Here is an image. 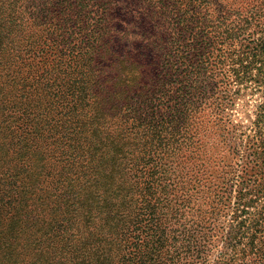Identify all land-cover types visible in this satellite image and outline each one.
I'll return each mask as SVG.
<instances>
[{"label": "trees", "instance_id": "trees-1", "mask_svg": "<svg viewBox=\"0 0 264 264\" xmlns=\"http://www.w3.org/2000/svg\"><path fill=\"white\" fill-rule=\"evenodd\" d=\"M64 2L58 10L50 0H0V264L178 263L186 254L178 244L190 232L179 208L186 201L168 205L163 197H177L188 177L184 169L169 190L149 161L174 143L176 124L192 138L189 112L158 123L139 110L124 118L123 102L150 73L157 81L160 66L117 54L106 3L101 28L89 30L90 1ZM207 7L205 26L222 24L225 17ZM74 15L85 21L83 40L64 37ZM250 49L237 79L260 90L264 41ZM229 98L226 91L220 102ZM253 129L239 146L264 160V103ZM254 223L251 228L261 224ZM250 240L240 264H264Z\"/></svg>", "mask_w": 264, "mask_h": 264}, {"label": "rangeland", "instance_id": "rangeland-1", "mask_svg": "<svg viewBox=\"0 0 264 264\" xmlns=\"http://www.w3.org/2000/svg\"><path fill=\"white\" fill-rule=\"evenodd\" d=\"M50 1L60 10L65 0ZM88 1L89 30L101 28L106 3L109 9L104 11L111 14V46H118L117 54L126 57L131 52L137 60L142 55L148 65L160 66L162 75L157 81L151 76L156 72L150 73L137 88L139 92L123 102L124 118L129 111L139 110L144 117L152 113L158 123L172 115L177 119L183 109L189 112L192 138L182 136L176 124L179 135L175 134L174 143L169 140L162 150L150 154L149 161L157 180L169 190L176 188L177 176L184 169L188 177L175 190L178 198L163 197V204L168 201V205L171 200L186 201L179 208L190 222L186 241L178 244L186 254L173 264H240L251 238L264 253V220H259L264 217V160L239 146L253 136L257 107L264 103V85L260 90L253 83L242 87L237 79L240 58L264 41V0ZM207 6L211 13L225 17L222 24L205 26ZM237 13L239 22H234ZM73 17L69 26H75L67 27L64 37L75 35L83 40L85 21ZM229 29L235 35L226 39ZM80 45L75 40L74 49ZM226 91L231 98L222 104L220 98ZM150 176L145 175L147 180ZM254 221L261 224L251 228Z\"/></svg>", "mask_w": 264, "mask_h": 264}]
</instances>
